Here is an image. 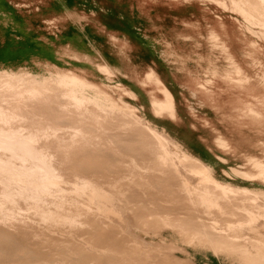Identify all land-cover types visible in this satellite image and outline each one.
<instances>
[{"label": "bare ground", "instance_id": "6f19581e", "mask_svg": "<svg viewBox=\"0 0 264 264\" xmlns=\"http://www.w3.org/2000/svg\"><path fill=\"white\" fill-rule=\"evenodd\" d=\"M117 2L127 4L131 7L139 6V9L144 8L146 5L163 7L171 4L178 6H193V4L197 2L209 3L210 5L217 6L224 12L237 14L243 20V22L240 23V27L245 38L247 50L246 57H241L235 53L231 35L225 24L220 25V27H211L205 32L201 25H190V23H186V32L179 37L183 38V40L181 39L182 44H179L180 46L175 45L173 41L163 36L154 39V43L156 46L158 45L160 47L162 55L168 64L182 67L187 72L185 83L191 87V95L199 99L202 104L209 105L213 111L219 115V121L224 124L227 133L219 131L213 126L209 119L199 117L198 111L190 104L187 97L183 96V101H185L184 106L189 108V112L193 118L201 122L204 127L210 128L215 132V146L225 154H230L242 160L243 163L241 167L237 169L229 168L231 173L225 171V174H234L236 177L246 182L259 183L264 186V0H118ZM45 3L49 4L50 0H45ZM60 19H64L62 13L53 18V21ZM120 31L127 32V30L123 28L112 29V34L114 35H111V38L115 46L118 47V50L121 51L122 57L127 59L130 51L129 40L124 38L120 41L119 37H117V33ZM203 42L206 43V47L203 46ZM190 44L194 46L191 45L192 47H190ZM203 49H205L206 52L201 54L200 51ZM46 69L48 70L47 77L32 75L31 73L25 72L26 69L11 73L0 72V255L4 256L5 261L9 263L15 261L14 263H16L18 257L26 254L25 252L30 250L24 242V237L44 240V233L47 234L48 231H52L51 233H61L59 235L64 233V236L68 235L69 237L74 236L76 238L75 235H77V231L80 227L85 225V217L87 214L92 213L94 218H101L104 219V221L107 219L106 221L108 222V219L120 220L122 218L120 213L113 206V202L122 199L127 203L126 201L128 199H124L125 197L129 198L127 197L129 196L127 195V191H129L128 189L131 186H136L139 189V191L137 190L138 194H141V191H148L150 188L156 185L158 186V184L164 186L163 183L169 186V190L163 192V195L169 197L168 201L163 199V201H167L168 204L170 203L166 207L168 209L171 208L170 210L173 211H185L183 214L186 215H181L184 217H178V213L175 211L177 214L173 213V216L177 215L176 217L178 218L175 217L176 219L173 221L170 220L171 217L169 218L164 214L163 216H165L166 219L168 218L164 223L166 225L164 227L167 230L170 229L178 233L186 228V230L191 231L190 229H192L193 231L195 227L193 226L194 228L189 227V229H187L186 222L189 221L196 224L198 221L199 225L196 224V226L201 229L198 228L199 230L195 231H200V234L205 236L208 242L215 244V246L220 247V249L229 248V250L235 251L236 253L240 252L249 260V251L245 248V245L243 246V244H241V241L247 243L246 240L248 239L247 235H249V233L259 232L264 229V189L233 186L218 180L215 173L211 171L203 161L197 158H191L178 151L173 143L162 133L150 127L147 120L146 122L142 120L135 106H127L122 103L119 100V95L116 96L107 85L89 80L83 72L60 70L56 69V67L55 70H50L48 67H46ZM98 70L103 74L110 76L114 75L105 64L99 66ZM130 73L141 82L144 88L152 86L150 96L152 99V111L156 117L171 120L176 123L181 122L178 110L183 101L182 99H178L175 92L165 85L158 71L151 68L145 73L141 80L136 70H132ZM118 88L121 90L120 95L127 96L132 100H138V96L124 85H119ZM183 88L185 87L183 86ZM55 92H59V96L62 99V101L57 102V108L60 109V113L72 119V122L68 121V124L60 122L61 120L58 121L59 117L58 119L46 118L44 116L45 110H41L44 113L37 112L39 109L37 111L31 110V105H37L42 98L48 99L49 95L50 98H53L54 96L52 93ZM58 109H56L57 113L59 111ZM53 113L51 115H53ZM48 115L49 114H47V116ZM53 116L57 117L58 115L56 116L54 114ZM90 124L94 126V130L89 128L91 127L89 126ZM193 128L196 129L195 126H193ZM110 129L116 130V133H118L117 138H119V136L122 137L119 133H125L127 131L136 134L139 140L135 141L134 138L132 139L135 141V146H140V149L144 152L142 156H144L135 158L129 155L131 157L126 156L127 158H125V160L121 159L122 161H120L119 164L117 163L120 172L117 170L118 175L115 176L116 178H114L111 183H106L107 185L105 186L95 181L94 177L78 174L77 169L79 167L76 168L73 159L74 156L77 155L76 151L81 148L85 149L84 147H90V149L93 148L96 150L101 143V138L103 139V137L105 138L108 136ZM235 131L236 134L234 133ZM245 131L249 132L250 138H255L254 142L242 143L244 141L239 138L248 136L246 134H241ZM238 132L239 134H237ZM234 138H236V141ZM120 142L115 143L120 146L119 144L122 143ZM122 144L125 147V143L123 142ZM105 147L110 148V146ZM136 148L138 147L136 146ZM140 149H137L139 150L137 152H140ZM97 152L95 153L96 155ZM130 153L132 154V152ZM99 154L100 153H98V157H102L103 154ZM100 157L98 159H100ZM84 158L83 156V159ZM115 158H117V156H115ZM102 160L101 162L99 161L101 164ZM85 161H83V163ZM67 162L74 165L73 169L69 168L73 171L72 174L74 175V179L71 178L72 180L66 179L67 175L64 174V165ZM76 163L79 162L77 161ZM84 164L86 165V163ZM89 164H91V162ZM81 166L83 167V165ZM93 170H95V166ZM193 177L198 180L193 181L190 179ZM107 179H109V177H107ZM125 186L128 187V189L125 190ZM134 187H131L132 190L130 189V193L135 190L133 189ZM156 189L154 190V195L157 193L156 191L158 189ZM160 189L159 191H161ZM159 191L158 194L160 193ZM160 198L162 201V195ZM159 200L156 201L159 202ZM167 202L165 203L167 204ZM165 203L162 207H165ZM161 204H163V202ZM149 205L147 206L149 207ZM150 206L154 209L153 205ZM159 206L161 208V205ZM126 207H128V205ZM164 207L160 209V211L163 209L167 211V208L165 207V209ZM147 210L152 213L150 207ZM137 211H135L136 214ZM156 214L154 213L153 216L156 217ZM158 214L159 216L157 217H161V213L159 212ZM149 216H151L152 220L155 222L152 214ZM162 218L160 219L162 220ZM142 219L144 221L143 217ZM152 220H150L149 223ZM192 220L197 221L195 222ZM93 222H95V220ZM141 223L139 225H141ZM158 223L155 222V224ZM112 224L114 223H111V226ZM150 224H152V222ZM89 225L92 224L89 223L88 226ZM105 226L109 229L112 228L108 227L109 224L108 226L105 224ZM150 226L151 225H147L146 229L148 227L150 228ZM103 227L101 226L102 229ZM117 228L123 230L126 226L124 228L118 226ZM92 229L96 231L97 228ZM157 229H159L158 226ZM106 231L108 232V230ZM106 231L104 234H106ZM125 231L127 233L128 230ZM112 232H114V230ZM119 232L117 231V233ZM48 233V236H50V232ZM98 233H95V235L99 236H97V238L103 239L104 235L101 237ZM56 235L58 234L56 233ZM56 235H54L55 238H58ZM86 235L83 234L84 237H88ZM92 235L94 234L92 233ZM113 235L114 234L111 236L113 237ZM124 236L122 237L121 235L122 238H125L127 235ZM8 237L16 240L18 244H10L7 240ZM69 237L66 238L68 239ZM66 238L64 237L63 244L66 243ZM88 238L92 240L93 237L91 236ZM106 238H104L106 241L111 240V238ZM82 239L79 242H77V240H74L76 241L74 243H71L70 240V243L67 242L69 247L73 245L75 249L73 252L74 254L76 249L79 251L81 248L84 249L83 245L91 246L93 244V242L87 241L88 239L86 238L84 240L87 242ZM112 239L114 242V238ZM99 240H97V242ZM125 240L128 242V238H125ZM88 242L92 244H88ZM117 242L119 243V241H116V243ZM133 242L143 246L144 249H149L145 247V244L141 241L134 239ZM100 243L94 241L96 245ZM102 243H104V241ZM109 243L111 244L112 241H109L107 243L108 245L105 243L104 245L109 246ZM119 244H117V246ZM115 245H110L109 248L111 246L116 247ZM98 246L100 247L102 245L93 246L91 249H95V247L97 249ZM106 246H104L103 249L106 250L108 248ZM88 247L89 246H87V248ZM112 247L110 248V252L111 249H113L112 252L117 248L121 250L119 246L116 248ZM123 247L124 245H122V249H124ZM177 249L178 248H175V250ZM84 250H86V248ZM29 252L30 251H28V254ZM119 253L117 252V254ZM113 254L114 253H109L107 260L99 264H120L125 262L124 256L121 253L116 259L114 258L118 261L114 262L115 260L113 261V258H111ZM162 254H164V252ZM151 255L153 256V254ZM77 256H79V254H77ZM89 256L86 254L85 257L88 258ZM91 256L89 257L90 259H92ZM143 256L144 257L140 256V264H152L151 261L147 262L145 254H143ZM155 256L156 255H154V257ZM81 257L80 260L82 261L83 259V263L86 261L91 263V261L94 260L89 261L85 259V261V257L83 256L82 259ZM98 257L102 259L103 256L100 255ZM101 259L99 261H101ZM80 260H78V263H80ZM151 260L154 261V259ZM259 260L257 264H264L263 256H260ZM96 261L98 263L97 258ZM158 261L157 263H159ZM20 264L23 263L20 262ZM72 264L74 263L72 262Z\"/></svg>", "mask_w": 264, "mask_h": 264}, {"label": "rangeland", "instance_id": "374dc122", "mask_svg": "<svg viewBox=\"0 0 264 264\" xmlns=\"http://www.w3.org/2000/svg\"><path fill=\"white\" fill-rule=\"evenodd\" d=\"M117 1L118 0H50V3L46 4L45 0H0V72L11 73V72H16L19 70L26 69L25 72L27 73H31L32 75H40L43 77L48 76V70L46 69V67H48L50 70H55V67H56V69H60V70L76 71L79 73L83 72L86 74L89 80L107 85L116 96L119 95V100L125 105L135 106L138 109V115L142 118L144 122H146L147 120L150 124V127L162 133L169 141L173 143V145L178 151L186 154L187 156L191 158H197L203 161L205 165L209 167L211 171L215 173V176L216 178H218V180H221L224 183L231 184L233 186L249 187L253 189L254 188L264 189V186L262 184L246 182L243 179L236 177V175L234 174L232 175L225 174V171L228 173H231L229 171V168L237 169L241 167L243 163L242 160L237 159L236 157L230 154H225L217 146H215L214 144L215 132L212 131L210 128L204 127L201 122L193 118V116L189 112V108L184 106L185 101H183V96H186L190 104L198 111V114L200 115L199 117H204L206 119H209L211 123L213 124V126L216 127L219 131L227 133V131L225 130L224 124H222L219 121V115L216 114L209 105L202 104L199 99L194 98L191 95V87L185 83L187 72L182 67L168 64L162 55V51L160 47L158 45L156 46V44L154 43V39L161 38L163 36L173 41L175 45L180 46L179 44H182L181 41L183 40V38H179V37L180 35L186 32V29H185L186 26H184L186 25L184 24V22L186 21L190 23V25H201V27L203 28L205 32L211 27H220V25L225 24V26L227 27L231 35V40L234 45L233 47H234L235 53H237L241 57H246L247 56V50L245 46L246 43H245L243 32L240 27V23H242L243 20L237 14H231L228 12H224L223 10H221L215 5H210L209 3H198L197 2L196 4H193V6H189V5L178 6V5L171 4V5H167L164 7H159L160 11L158 10V13L155 12V14H152V16L150 17L156 20L159 18L157 23L155 21L143 22V21H140V18L138 16L140 15V13L138 12L139 6L131 7L127 4L118 3ZM173 6L175 7L177 6V7L175 8ZM148 8H151V6H148ZM14 9L17 10L18 12L17 14L22 17L21 19L13 17L12 16L13 13L11 15L9 14L8 17L3 16V14H6L7 12L14 10ZM60 13H62V17L64 19L53 21V18L59 16ZM91 15H94V16H91ZM138 24H142L144 27L138 26ZM137 26L139 28H137ZM116 28H123L127 30V32L120 31L119 33H117V37H119L120 41H122L124 38L129 40L130 51L128 53L127 59H124L122 57L121 51L118 50V47L115 46V43L112 41L111 35H114L112 34V29L115 30ZM191 45L194 46L193 44H190L189 46L192 47ZM203 46L206 47L205 42H203ZM205 52H206L205 49L200 51L201 54H204ZM104 64L109 67L110 71L114 74L113 76L103 74L98 70V67ZM151 68L158 71L160 73V76L164 80L165 85L170 90L175 92L176 97L178 99H182L183 103H181L180 108L178 110V115H179V119L181 122L176 123L171 120H166V119H161V118L156 117L152 111V99L150 96L152 92V86H147L144 88L141 82H139L138 79L134 78L133 75L130 73V71L136 70L137 73L139 74V79L141 80V78L144 77L145 73L148 72ZM119 85H124L127 89L134 92L138 96V100H132L131 98L127 96L120 95L121 90L118 88ZM183 86L185 88H183ZM52 94L54 96L53 98H50V95H49L48 99L42 98L40 102H38L37 105L40 104L41 106L40 105L37 106L34 104L31 105V110L33 109L32 111H35V110L37 111L39 109V111L37 112H41V113L45 110V113L43 112L45 115L44 114L42 115H44L46 118L49 117V118L58 119L59 117L58 121L61 120L60 122L64 124L66 123L68 124V121L72 122L71 118L69 119L67 118V116L65 117L63 113H60L61 112L60 109L57 108L58 107L57 102L62 101V99L59 96L60 93L55 92ZM56 109L59 110L58 113ZM52 113L53 115L55 114L56 116L57 115L58 116L55 117L51 115ZM47 114L49 115L47 116ZM89 126L88 127L91 129H93L94 127L92 124H90ZM193 126H195L196 129H194ZM109 132L110 133L108 136H106L105 138L103 137V139L101 138V143L96 150L93 148L90 149V147L88 148L84 147L85 149L81 148L80 149L81 152L80 150H77L76 151L77 155H75L73 159L75 163L77 161L79 162L76 164L74 163V165H76V168L79 167L77 169L78 174L88 175L89 177H94L95 181L105 186L108 183H111L114 180V178H116L115 176L118 175V171L120 172V169L118 170L119 165H117V163L119 164L120 161H122L121 159L125 160V158H127L126 156H129V155L135 158H141L144 156V155L142 156L144 152L140 149V146L136 145L138 147L136 148L134 144L136 140H139L136 134L132 132L130 133V131H127L125 132L126 134L124 132L119 133L120 135H122V137L119 136V138H117L118 133H116L115 129H110ZM234 133L236 134V131ZM237 134H239V132ZM241 134L248 135V136L239 138L244 141L242 143H248V142L255 141V138H250L249 132L245 131V132H242ZM124 135H127V136H124ZM132 138H134L135 141ZM108 139H110L111 141ZM119 139L121 140L122 143L123 142L125 143V147L120 142ZM234 140L236 141V138H234ZM115 142L117 143L120 142L121 143L119 144L120 146H118V144ZM129 145H132V146H129ZM105 146H110V148L105 147ZM133 149L135 150V152ZM137 149H140V152L142 153L137 152L139 151ZM96 152H97V155L95 154ZM130 152H132V154ZM98 153H100L101 155L103 154L102 157L99 156L101 160L105 159L104 161L102 160V164L100 163L101 160L98 159L99 158ZM121 153L122 154L124 153L123 156ZM83 156L85 157L84 159H83ZM115 156H117V158H115ZM118 156H120L121 158ZM111 160H112V163H111ZM83 161H85L84 163H86V165L83 163ZM88 161H90L91 164H89L90 162ZM105 161L107 162L108 165L106 164ZM94 162L98 167L94 164ZM80 164L83 165V167ZM114 164H115V167H114ZM74 165L69 162L65 163L64 165V170H65L64 174L67 175L66 179L68 180L74 179V175L72 174L73 171L69 169V168L73 169ZM94 166H95V170H93ZM96 167H97V170H96ZM111 169H113L114 171ZM97 177L100 179H98ZM107 177H109L110 180L107 179ZM190 179H192L193 181L198 180L197 178H194V177ZM163 185L164 186H162L161 184H158V186L156 185L150 188V190L148 191L147 190H144L145 192L141 191L142 195L140 193H139L140 195L138 194L139 189L136 186L135 187L134 185L131 186V187H134L133 189H135L132 191V193H130L132 190L131 187L129 186L130 188L128 189V187L125 186L124 189L125 190L128 189L130 191V192L127 191L128 192L127 195H129L127 197L129 198H126V197L125 199L123 198L124 200L128 199L126 201L127 203H125V201H123L122 199L119 201L115 200L116 202L115 201L113 202V206L120 213V216L123 220L120 219L121 221L120 220L116 221L113 219L111 220L108 219L109 220L108 222L106 221L107 219H105L104 221V219H101V218H94V215L92 213L87 214L85 217L87 223L85 222V225L80 227V229L77 231L79 234L76 232L77 233V235H75L76 238L74 236H73L74 238L72 236L69 237L68 235L64 236V233L62 235H59L61 233L53 232L54 235H56V233L58 234L56 235V237L58 238H55L53 233H51L52 231H48L50 232V236H48L49 235L48 232L47 234L44 233L45 241L43 239L38 240L37 238L29 239V238L24 237V242L30 248V250H28L30 251L29 254H28V251L25 252L26 254L21 255L22 257L21 256L18 257V260L16 263H14L15 261L9 263L5 261L4 256L0 255L2 256L0 257L1 258L0 264H17V263L20 264V262H22L23 264L25 263L26 264L27 263L28 264H72V262L74 264L76 263L81 264L83 263L82 258L83 256L85 257L86 254H88V256L89 254L90 256L92 255L91 256L92 259H90L89 258L90 256H89L88 258L85 257L84 260L85 259L86 260L88 259L89 261L93 259L95 260V261L94 260L91 261V263L90 262L88 263V261L85 260L86 262L85 261L84 262L86 264H99L102 261L104 262L105 260H107L109 253H114L111 257L113 258V261L121 253L124 256L125 262L120 263V264H140L141 263L140 256L144 257L143 254L146 255L145 258L147 262L151 261L152 264H160V263L161 264H251V263L257 264L260 261L259 260L260 256L264 257V243H263L264 229H262L259 232L249 233V235H247L248 237V239L246 240L247 243H245L244 241H241V244H243V246L245 245L246 246L245 248L249 251V255H250L248 257L249 260H247L243 256V254L240 252L236 253L235 251L229 250V248L220 249V247H216L215 244L208 242L205 239L206 237L200 234V231L197 232L199 229H201L198 226H196V224L199 225V222L197 220H192L195 222L197 221L196 224L194 222L193 223L189 221L186 222L187 224L186 226L188 227L187 229H189V227L191 228L195 227L193 231L192 229H190L192 232L189 230H186V228H184V230L182 231H179L178 233H175L170 229L167 230L164 227L166 226L164 223H165V220H168V218L166 219L165 216L169 218L171 217L172 219L170 218V220L175 221L174 219L178 218L181 215H184L183 213H185V211L181 212L180 210L181 212L180 214L179 210L173 211V210H170L171 208L168 209L166 207L167 205L170 204V203L168 204L167 202L169 200L168 199L169 197L163 195L164 194L163 192H166L167 190H169V186L168 185L166 186L164 183ZM154 188L158 189V190L156 189L157 190L156 195H154L155 193ZM159 189L161 191H159ZM158 191L162 193L158 194ZM148 193L149 194L151 193V194L149 195ZM153 195L155 196V198ZM159 195L160 196L162 195V201ZM140 197L142 198L143 202ZM152 198H154L155 200ZM163 199L167 201H163ZM156 200H159V202H157ZM129 201L132 206L129 204ZM162 202L163 204H161ZM165 202H167V204ZM164 203L166 204L165 207L167 209L164 206L163 207L167 211L163 209L164 211L162 210L163 211L162 212L160 211V209L163 208L162 205H164ZM126 204L128 205V207H126L127 206ZM146 204L147 205L150 204L153 206L156 204L155 205L156 208L154 206V209L152 208V206L149 205L152 213L149 210H147L149 207ZM159 205H161V208ZM131 210L132 211L134 210V211L132 212ZM135 211H137V214ZM175 211L178 214L175 213ZM142 212H143V215H142ZM159 212L161 213L160 214L161 217H157L159 216L158 214ZM167 212H168V215H167ZM154 213L155 214L157 213L158 215L156 214V217H155L153 216ZM173 213L177 214L178 217H176L177 215L173 216ZM151 214L154 217L155 222L156 223L159 222L158 224H155L151 216H149ZM164 214L165 216H163ZM184 216H181V217H184ZM196 216H197V213H196ZM142 217L144 218V221ZM160 218H162V220ZM94 220L95 222H93ZM150 220H152L151 221L152 224H150L151 222L149 223ZM122 221L123 222L126 221L125 223L127 224L123 223ZM141 221L142 223L144 222L146 223L142 224ZM173 221H170V222H173ZM88 222L92 225L88 226L89 224ZM139 222L141 223L142 226L139 225L140 224ZM111 223H114L115 226L114 224H112L111 226ZM105 224L107 226L109 224L108 227H112V228L110 229L107 228ZM100 225L102 227L104 225L103 229L101 228ZM147 225H151L150 228L148 227L146 229ZM118 226L119 227L121 226L122 228L126 226L127 229L124 228L122 230L120 228H117ZM157 226L159 229H157ZM92 228L94 229L97 228V229L95 231ZM106 230H108V232ZM113 230L115 233L112 232ZM116 230L122 233L120 232L117 233ZM125 230H128L127 233ZM105 231H106V234H104ZM82 233L84 235H86L87 233L86 236L88 237L92 236L93 237L92 240L91 238L84 237ZM92 233L94 235H92ZM95 233L96 234L98 233L101 237H103L102 235H104V238H106V236L108 239L111 238V240L109 241L110 242L112 241V243L111 244L109 243V246L110 245L114 246L116 244L115 246L116 247L119 246L121 250L117 248L119 251L117 249H114L115 251L112 252L113 249H111V252H110V248L112 246L110 248L109 246H106L108 245L107 243L109 241L108 240L106 241L104 238H103L104 240L102 238H99L100 239L99 240L97 238L98 235H95ZM109 233L114 234L113 237L111 236L112 234L110 235ZM115 234L117 237L115 236ZM121 235L122 237L124 235L125 236L127 235L126 237L125 236L124 237L126 239L128 238L129 243L126 242L127 240H125V238H122ZM62 236H64L65 238L69 237L68 239L66 238L67 240L65 239L66 243L64 244H63L64 237ZM79 238L81 239L86 238L88 239L87 241L89 242L91 241L93 242V244L88 242V244H92V245L91 246L83 245L84 249L86 248V250L81 248L79 251L76 249L77 253L75 252L76 254L75 255L73 253L75 251L73 245H70L71 247H69V244H67V242L70 243L69 240L71 241V243L76 242L74 240H77V242H79L81 240ZM95 238L99 241L97 242ZM112 238H114L115 243L113 242ZM260 238H262L263 240ZM84 239L82 240L86 241ZM134 239L141 241L142 243L145 244V247H148L149 249L147 248L144 249L143 246L135 244L133 242ZM7 240L10 244L11 243L13 245L18 244V242L14 240L13 238L11 239V237H8ZM93 240L96 241V243H100L101 241L100 244H97V245H102L100 246L101 248L98 246L97 249L96 247L95 249H91V247L97 246L96 244H94ZM102 240L104 241L106 245L102 243L103 242ZM116 241H119V243L124 245L123 248L125 250L122 249V245L119 244L118 242L116 243ZM117 244L119 245L117 246ZM87 246H89L90 248L89 247L87 248ZM104 246L108 248L105 250L103 249ZM116 247H112V248H116ZM159 247L161 248V250ZM175 248H178V249L175 250ZM136 249H138L139 251ZM117 252L118 253L120 252V253L117 254ZM161 252L162 253L164 252V254H162ZM77 254H79V256H77ZM125 254H127L128 256ZM151 254H153V256ZM100 255L104 257V258L102 257L103 260L100 258L101 261H99L100 259L98 257ZM154 255L156 256L154 257ZM80 257L82 261L80 260ZM96 258L98 259V263L96 261ZM151 259H154V261ZM78 260H80L79 261L80 263H78ZM158 260H161V261H158ZM117 261L118 260H115L114 262H117ZM157 261L159 263H157Z\"/></svg>", "mask_w": 264, "mask_h": 264}, {"label": "crops", "instance_id": "0c3cea01", "mask_svg": "<svg viewBox=\"0 0 264 264\" xmlns=\"http://www.w3.org/2000/svg\"><path fill=\"white\" fill-rule=\"evenodd\" d=\"M10 5V4H9ZM148 6H151V5H146V6H144V8H142V9H138L139 11V13H140V15H138L139 16V18H140V21H143V22H145V21H155L156 23L158 22V20H156V19H152V18H150L151 16H152V14H155V12L156 13H158V10L160 11V9H159V7L158 6H154V5H152L151 6V8H148ZM13 7V6H12ZM164 7V6H163ZM13 13V14H12ZM18 12H17V10H11V11H9V12H7L6 14H3V16H5V17H8V15L10 14H12V16L13 17H15V18H18V19H21L22 17L21 16H19L18 14H17ZM7 15V16H6ZM150 18V19H149ZM186 23H188L187 21L186 22H184V24H186ZM189 24V23H188ZM138 26H142V27H144L142 24H138ZM137 26V28H139ZM185 26V25H184Z\"/></svg>", "mask_w": 264, "mask_h": 264}]
</instances>
